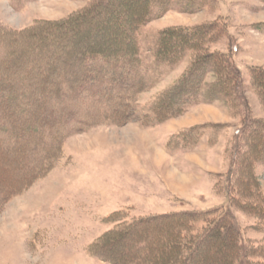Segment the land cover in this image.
<instances>
[{"label": "rangeland", "instance_id": "obj_1", "mask_svg": "<svg viewBox=\"0 0 264 264\" xmlns=\"http://www.w3.org/2000/svg\"><path fill=\"white\" fill-rule=\"evenodd\" d=\"M92 1L0 0V23L21 30L35 21L64 20ZM168 5L165 13L142 25L137 33L141 73H150L151 80L157 81L133 95V100L125 101L128 111H133L132 118L150 113L157 96L186 72L193 59L189 50L171 68L161 64L159 69H151L152 48L160 30L209 24H214L215 32L203 51L233 56L240 70L246 109L238 105L234 91L223 85L220 91L212 89L217 77L210 71L201 80V91L216 90L212 99L198 95L199 101L191 103L185 112L152 125L131 118L122 125L101 122L77 132L71 130L80 124L63 121L70 132L62 140L53 167L19 194L0 202V264H112L87 250L106 231L153 215L217 207L231 210L246 246L264 247V220L259 222L247 210L248 205L264 207V137L256 146L257 155L252 145L259 132L264 134V91L258 92L251 80V71H264V0H169ZM217 32L220 34L215 36ZM107 34L88 32L84 42L103 40ZM0 52V59H4L2 47ZM82 63L74 59V66L64 68L55 63L56 75L47 76L42 85L59 84L63 93V86L79 75ZM30 65L22 63L9 73L20 75ZM43 66L40 64L41 70H33L30 77L41 74ZM64 70L69 79L63 82L59 76L65 74ZM31 81L11 85L21 91L42 87L40 81ZM77 83L73 89L81 88ZM34 96L46 109L40 115L50 121L67 106L80 107L89 101H69L63 96L55 101L47 98V93ZM5 103L21 109L14 119L17 124L28 118L25 111L35 109L22 98L12 101L0 96V105ZM113 103L119 101L113 97ZM247 117L250 123L246 125ZM241 128L243 131L236 134ZM251 154L254 158L249 157ZM249 168L251 173L247 175ZM228 182L232 200L226 192ZM201 225L200 220L195 227ZM206 243L194 259L206 258L208 264H215L222 248ZM134 246L131 237L106 252L124 257L134 251Z\"/></svg>", "mask_w": 264, "mask_h": 264}, {"label": "trees", "instance_id": "obj_2", "mask_svg": "<svg viewBox=\"0 0 264 264\" xmlns=\"http://www.w3.org/2000/svg\"><path fill=\"white\" fill-rule=\"evenodd\" d=\"M168 2L169 0H93L64 20L35 21L21 30L5 28L0 23V47L5 56L0 59V96L12 101L22 98L25 103L35 105L34 110L25 111L28 118L18 124L14 119L21 112L19 106L10 107L8 103L0 105V202L19 194L23 188L53 167L62 140L70 132L63 121H76L80 127L71 131L80 132L101 122L110 121L112 124L122 125L133 117V111H128V103L125 104V101L133 100V95L157 81L151 80L150 73H141L137 33L142 25L165 13L169 8ZM95 30L100 33L107 31L108 34L103 40L91 39L84 42L88 32ZM214 30V24L160 30L152 48L154 67L151 69H159L161 64L170 67L189 50L193 51V59L186 72L157 96L150 113H143L132 120L152 125L185 112L191 103L199 101V98L196 99L198 95L207 100L212 99L211 94L216 90H207L205 93L201 91V80L210 71H214L217 77L212 89L220 91L224 86L234 91V96L237 94L239 97L238 105L246 109L240 70L233 56L219 51H203L206 43L211 41ZM217 34L220 33L217 32L215 36ZM115 40L117 42L113 43ZM229 49L232 51L231 44ZM74 59L83 63L78 68L79 75L74 76L70 84L63 86V93L62 88L61 92L59 90V84L49 87L42 85L47 82V76L56 75L55 63L61 68L65 65L72 67ZM22 63L31 64L29 70L20 75L9 73L13 68L21 67ZM40 64H44L41 67L43 72L31 78L33 70H41ZM59 78L63 82L64 79H69L66 71ZM32 79L34 83L40 81L42 87L21 91L19 87L13 88L11 85L15 81L32 83ZM251 80L258 92L264 91V71H251ZM76 82L81 88L73 89ZM72 83L74 85L71 86ZM120 90L125 93L119 94ZM34 93H47V98L55 101L61 96L69 98V101H89L80 107L67 106L50 121L40 115L46 109ZM113 97L119 104L113 103ZM46 99L43 101L46 102ZM229 101L236 106L235 100L229 98ZM244 121L246 125L250 123L249 117ZM261 124L264 127V123ZM193 129L197 128L192 127L191 130ZM241 131L243 128L238 129L236 134ZM257 135L252 141L255 155L256 146L261 144L264 137L260 132ZM250 141L248 142L251 144ZM249 157L254 158L253 154ZM247 173H251L250 168ZM226 187L229 199L232 200L230 182ZM247 210L259 218V222L264 220V207L248 205ZM200 220L203 225L195 227ZM131 237L135 243L132 253H127L124 257H113L106 252ZM203 243L222 248L223 252L218 254L215 264H264V247L246 246L234 216L227 207L200 212L177 211L140 218L123 227L116 226L106 231L87 250L91 255L112 264H208L206 258L194 259ZM252 256H257L258 259L252 261Z\"/></svg>", "mask_w": 264, "mask_h": 264}]
</instances>
